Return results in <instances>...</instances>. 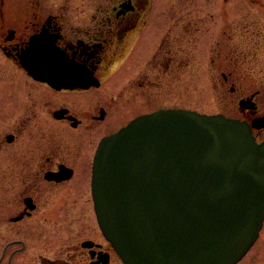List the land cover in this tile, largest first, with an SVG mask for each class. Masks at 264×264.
<instances>
[{
    "label": "flooded vegetation",
    "instance_id": "flooded-vegetation-1",
    "mask_svg": "<svg viewBox=\"0 0 264 264\" xmlns=\"http://www.w3.org/2000/svg\"><path fill=\"white\" fill-rule=\"evenodd\" d=\"M228 1L0 0V264H121L93 213L95 153L144 115L196 111L184 80L264 141V0L233 24Z\"/></svg>",
    "mask_w": 264,
    "mask_h": 264
},
{
    "label": "water",
    "instance_id": "water-1",
    "mask_svg": "<svg viewBox=\"0 0 264 264\" xmlns=\"http://www.w3.org/2000/svg\"><path fill=\"white\" fill-rule=\"evenodd\" d=\"M91 186L124 264H236L264 220V142L239 121L162 110L100 143Z\"/></svg>",
    "mask_w": 264,
    "mask_h": 264
},
{
    "label": "rangeland",
    "instance_id": "rangeland-1",
    "mask_svg": "<svg viewBox=\"0 0 264 264\" xmlns=\"http://www.w3.org/2000/svg\"><path fill=\"white\" fill-rule=\"evenodd\" d=\"M51 7H57L58 0H50ZM199 2H203V0H198ZM70 3L69 7H75L78 4L79 0H67ZM249 3V2H248ZM221 8V7H220ZM216 10H219V6L215 7ZM225 9L227 10V21L231 24L234 23V18H237V15H242L243 19L253 20L256 18L255 15L259 14L257 12V8L254 6L241 4V0H229ZM181 84V82H180ZM183 86L180 87V96L178 100V104L180 106H186L189 108H194V110L203 112V113H214L217 111V107L215 105V97L209 96V94H205L201 91V81L195 79L194 82V95L191 99L187 94L186 90L190 87V84H186L184 80L182 82ZM191 99V100H190ZM189 101H191L189 103ZM7 232L8 235L5 233ZM6 236H9L10 230L9 228H5L3 232ZM5 236V237H6ZM65 238V237H64ZM62 236H51L50 238V256L52 259H60L64 257L67 253V246L69 245L68 239H64ZM66 253V254H65ZM58 264V263H56ZM116 264L119 262L116 261ZM238 264H264V222L263 227L260 232L258 240L255 242L250 251L246 254V256L238 263Z\"/></svg>",
    "mask_w": 264,
    "mask_h": 264
}]
</instances>
